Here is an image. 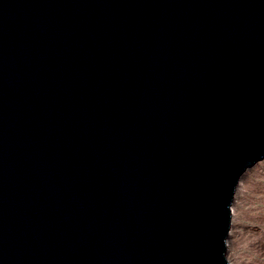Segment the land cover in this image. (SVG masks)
<instances>
[{"label":"water","instance_id":"water-1","mask_svg":"<svg viewBox=\"0 0 264 264\" xmlns=\"http://www.w3.org/2000/svg\"><path fill=\"white\" fill-rule=\"evenodd\" d=\"M264 158V0H0V264H231Z\"/></svg>","mask_w":264,"mask_h":264},{"label":"rangeland","instance_id":"rangeland-1","mask_svg":"<svg viewBox=\"0 0 264 264\" xmlns=\"http://www.w3.org/2000/svg\"><path fill=\"white\" fill-rule=\"evenodd\" d=\"M231 264H264V158L248 169L233 202Z\"/></svg>","mask_w":264,"mask_h":264},{"label":"bare ground","instance_id":"bare-ground-1","mask_svg":"<svg viewBox=\"0 0 264 264\" xmlns=\"http://www.w3.org/2000/svg\"><path fill=\"white\" fill-rule=\"evenodd\" d=\"M247 171V170H246Z\"/></svg>","mask_w":264,"mask_h":264}]
</instances>
